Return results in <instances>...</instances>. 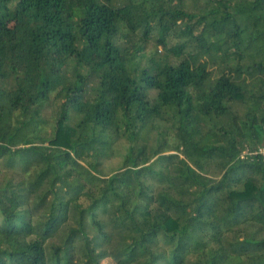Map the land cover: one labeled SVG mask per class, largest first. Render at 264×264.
<instances>
[{"label":"trees","instance_id":"obj_1","mask_svg":"<svg viewBox=\"0 0 264 264\" xmlns=\"http://www.w3.org/2000/svg\"><path fill=\"white\" fill-rule=\"evenodd\" d=\"M184 1L0 0V264H264V0Z\"/></svg>","mask_w":264,"mask_h":264},{"label":"rangeland","instance_id":"obj_2","mask_svg":"<svg viewBox=\"0 0 264 264\" xmlns=\"http://www.w3.org/2000/svg\"><path fill=\"white\" fill-rule=\"evenodd\" d=\"M200 2H203L200 0ZM199 4V0H186L183 4V9L193 12L197 8ZM174 40L172 39L170 42H168V45H173ZM53 106V105H52ZM50 113V108H47L43 112V117L48 118ZM168 143H171V140H167ZM126 149V144L123 141H118L116 145L114 146L112 150V155L110 158L103 159L100 162V165L98 167V171L102 176H108L117 169H119L121 165L122 156L124 155ZM171 153V152H170ZM0 170L2 171V175L4 178L9 179L12 183L17 182L18 180H21L22 177L18 173V171L14 168L12 170H4L3 166L0 165ZM2 175H0V180L2 179ZM157 190V189H156ZM29 203L30 200H29ZM79 203H81L82 206H85L87 201L82 197L79 199ZM152 211L154 212L155 206L151 207ZM73 217L70 215L69 220L67 221V224L63 226V228L57 233V235L48 240L45 245V253L47 258H49L50 254L52 253V249L50 247H55L56 245H60V241L62 240V237L67 232V230L73 225ZM96 222L101 225V232L104 235V237H101L102 244L100 246V250L104 251L106 255H108L107 258L103 259L100 264H113V261L111 259V254L113 252V249L117 246V243L119 242V236L118 234L112 232L108 226H106V216L101 212L98 211L96 216ZM87 235L89 238L94 237L96 233L99 235V231L97 230V227L95 225L90 226V220L87 221ZM96 243L97 240H96ZM76 245V243H75ZM99 250V251H100ZM61 254V253H60ZM58 253V255H60ZM79 260V254L76 252L74 254V258H72L71 264H76V261ZM49 264H52L51 261L48 260Z\"/></svg>","mask_w":264,"mask_h":264},{"label":"built area","instance_id":"obj_3","mask_svg":"<svg viewBox=\"0 0 264 264\" xmlns=\"http://www.w3.org/2000/svg\"><path fill=\"white\" fill-rule=\"evenodd\" d=\"M253 154L259 155L264 158V146L257 148Z\"/></svg>","mask_w":264,"mask_h":264}]
</instances>
